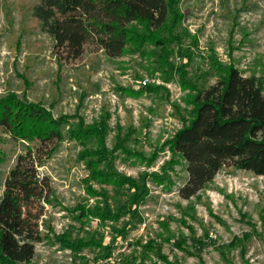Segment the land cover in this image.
I'll return each mask as SVG.
<instances>
[{"label": "rangeland", "instance_id": "1", "mask_svg": "<svg viewBox=\"0 0 264 264\" xmlns=\"http://www.w3.org/2000/svg\"><path fill=\"white\" fill-rule=\"evenodd\" d=\"M37 2L0 0V98L14 92L41 102L74 126L107 119L104 138L82 144L67 137L41 172L52 180L56 197L43 230L50 225L55 234L94 237L111 248L72 253L51 233L28 264H264V175L224 168L186 200L179 194L189 177L186 162L168 145L191 118L197 92L215 84L229 66L259 77L264 86V0H178L179 17L159 33L164 47L147 43L142 51L111 59L89 43L80 58L70 60L34 17ZM68 128L63 125V132ZM10 138L0 131L6 154L1 180L23 150ZM123 138L125 148L141 158L116 148ZM87 147L110 152L101 169L146 182L138 212L131 210L127 184L92 181L100 195L87 192L89 170L79 159ZM78 202L109 209L115 217L73 219ZM149 242L153 248L144 246Z\"/></svg>", "mask_w": 264, "mask_h": 264}, {"label": "trees", "instance_id": "2", "mask_svg": "<svg viewBox=\"0 0 264 264\" xmlns=\"http://www.w3.org/2000/svg\"><path fill=\"white\" fill-rule=\"evenodd\" d=\"M37 1L34 17L53 39L61 57L69 60L80 58L89 43L111 59L122 57L129 50L142 51L147 43L164 47L166 40L159 33L168 31L171 22L179 17L178 0ZM224 72L215 84L197 92L191 118L168 142L173 155L186 162L189 177L179 188L180 196L186 200L203 191L224 168L264 175V86L259 77L245 75L235 66ZM65 124L69 128L63 132ZM107 126L105 118L98 124L74 126L68 116L55 117L41 102L21 98L14 92L0 98V131L23 147L15 166L0 179V186H4L0 197V264L30 263L37 245L54 233L50 225L46 232L43 230L47 206L56 200L52 180L41 172L44 164L67 137L84 144L91 137L104 138ZM126 141L119 139L116 148L141 158V154L125 148ZM108 152L105 147H87L80 153L79 159L89 170L84 179L87 192L100 195L92 181L127 184L135 204L131 210L136 213L147 192L146 182L140 185L132 176L101 169ZM5 158L6 154L0 150V163ZM150 161V164L154 162ZM151 176L162 179L157 174ZM71 212L73 219L83 222L91 216L102 222L115 217L109 209L92 210L81 202ZM129 227L127 224L120 232ZM54 236L72 253L90 247L104 252L111 248L94 237L72 239L69 231ZM144 246L153 248L154 244L149 242Z\"/></svg>", "mask_w": 264, "mask_h": 264}]
</instances>
